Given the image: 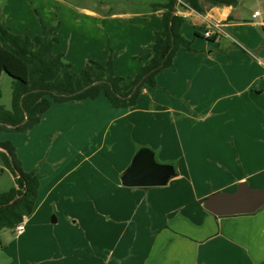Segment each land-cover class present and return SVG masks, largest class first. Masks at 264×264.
Here are the masks:
<instances>
[{
  "label": "crops",
  "instance_id": "1",
  "mask_svg": "<svg viewBox=\"0 0 264 264\" xmlns=\"http://www.w3.org/2000/svg\"><path fill=\"white\" fill-rule=\"evenodd\" d=\"M204 4L205 13L176 6L194 50L181 48L173 66L157 75L158 87L144 88L135 106L115 107L104 95L53 103L23 134V146L13 139L24 169L36 170L40 188L24 231L15 237L7 233L14 235V229L0 232L11 264H264V206L216 215L204 205L210 194L235 191L242 182L264 186V35L257 31L264 28V14L245 16L246 0ZM78 10L75 17L82 12L98 20L93 30L99 35L71 28L57 11L44 18L34 0H0V21L31 37L42 35L43 25L52 28L59 38L55 51L71 65L77 60L73 49L78 56L91 50L78 71L90 59L106 63L110 45L116 72L120 64L127 69L122 75L134 78L163 27L164 8ZM202 15L226 23L244 46L203 36ZM119 18L130 23L127 29ZM71 29L74 42L63 43ZM143 146L154 149L159 161L176 164L177 175L166 185L122 183Z\"/></svg>",
  "mask_w": 264,
  "mask_h": 264
},
{
  "label": "trees",
  "instance_id": "2",
  "mask_svg": "<svg viewBox=\"0 0 264 264\" xmlns=\"http://www.w3.org/2000/svg\"><path fill=\"white\" fill-rule=\"evenodd\" d=\"M182 1L202 13L206 12L204 1L212 5L239 4V0ZM177 4L178 0L154 4L156 9L164 8L163 27L149 48L146 63L130 80L117 74L112 57L106 63L90 59L84 68L75 71L64 60V53L55 51L59 38L46 25L42 35L31 37L11 31L0 21V98L2 74L7 72L13 78L12 108L0 106V133L32 129L54 102L97 99L104 95L115 107L135 106L144 88L158 87L157 75L173 66L181 48L194 50L192 40L182 33L186 17L176 13ZM0 157L15 176V184L0 192L1 232L4 228L14 229L33 213L40 178L36 170L24 169L11 140L0 138Z\"/></svg>",
  "mask_w": 264,
  "mask_h": 264
},
{
  "label": "rangeland",
  "instance_id": "3",
  "mask_svg": "<svg viewBox=\"0 0 264 264\" xmlns=\"http://www.w3.org/2000/svg\"><path fill=\"white\" fill-rule=\"evenodd\" d=\"M247 1V5L245 6L243 10V13L245 16H247L248 18L251 17L252 13H254L256 10H259L260 12H262L264 14V0H246ZM157 2H163V0H34L35 5L38 6L41 15L44 18H47V15L51 12H58V13H62L65 18V23L68 25H70V27L72 28V26H76L77 29H80L81 31H85V34L87 33L88 30L91 31V34L93 36L97 35L98 33H95V31L93 30V27L98 24V20L93 19L91 17H89L88 15L86 16L85 14H83L82 12H79L78 17H75L78 8H90V9H94V10H100V9H107L111 12H119V13H137V12H145V11H149V10H154V4ZM78 4V5H77ZM81 6V7H79ZM77 8V9H76ZM79 11V10H78ZM119 26H121L122 28L124 27V29H127L128 24L125 18H119V21L117 22ZM76 24H81L80 26H77ZM258 33L264 35V28L259 26L257 28ZM202 32L204 33V29L201 28ZM74 30L71 29V31H66V37H65V41H63V43H72L74 42L75 38H74ZM99 35V34H98ZM123 35L127 36V32L125 31L123 33ZM204 36V35H203ZM74 39L71 41V39ZM92 47V46H91ZM74 48V47H73ZM93 48V47H92ZM107 50V54L110 57L114 58V56H116V51L115 49H113L112 46H108L106 48ZM73 53H75V58L76 63L72 65V69H75V71H78L79 66V60L82 57L87 58L88 54H91V50L90 51H86L85 53H81V57L78 56L79 53V49L75 48L73 49ZM83 51V50H82ZM81 51V52H82ZM86 54V55H85ZM93 54V53H92ZM126 53L124 54H120L118 55V57L120 59H125L126 58ZM262 56V55H261ZM90 57V56H88ZM88 59H85V62ZM83 63V61L81 62V64ZM86 64V63H85ZM83 66V65H82ZM86 66V65H84ZM119 68L117 71V74H123L121 73L122 70H127L126 66H121L120 64L118 65ZM81 68V67H80ZM134 69V66H130L128 65V72L131 73ZM127 73V71H124ZM133 74V73H131ZM1 89H2V97L0 98V106H4L7 109H11L12 108V103H13V78L7 73L4 72L2 74V78H1ZM104 97V99L109 100L107 97ZM73 101V100H70ZM67 101V102H70ZM75 101V100H74ZM110 102V101H109ZM65 103V102H64ZM111 104V103H110ZM53 107H59L57 102H54ZM112 105V104H111ZM31 130V129H30ZM29 130L26 131H3L0 133V138L2 140H11L14 143V140H16V142L20 145L23 146V144L25 143L24 140V136L23 134L26 132H28ZM22 135V136H21ZM45 155L43 156V159L45 158ZM43 160H40L38 162V164L40 165L42 163ZM5 167L1 157H0V192L8 190L12 185H13V181H12V176H11V170H7V171H3L2 168ZM9 233L11 236L18 235L19 233L15 232L14 235L12 234V232H7ZM7 233L4 235V237L7 238ZM3 240L0 239V264H11L14 260L13 256H11V254L9 252H6L5 249L3 248Z\"/></svg>",
  "mask_w": 264,
  "mask_h": 264
},
{
  "label": "water",
  "instance_id": "4",
  "mask_svg": "<svg viewBox=\"0 0 264 264\" xmlns=\"http://www.w3.org/2000/svg\"><path fill=\"white\" fill-rule=\"evenodd\" d=\"M176 175L174 162L159 161L154 149L143 146L138 149L121 181L130 187L163 186ZM204 205L216 215L253 213L264 206V186L253 188L242 182L235 191H216L210 194L204 199Z\"/></svg>",
  "mask_w": 264,
  "mask_h": 264
},
{
  "label": "built area",
  "instance_id": "5",
  "mask_svg": "<svg viewBox=\"0 0 264 264\" xmlns=\"http://www.w3.org/2000/svg\"><path fill=\"white\" fill-rule=\"evenodd\" d=\"M177 5H182L188 9H192V10H196L194 8H192L191 6H189V4H187L186 2L182 1V0H178V4ZM197 11V10H196ZM261 13L260 11H256L254 16H259ZM205 19V27H204V36L207 38H219V37H228L232 40H234L235 42H237L239 45L244 46L240 41H238L231 33L230 31L227 29V24L224 23L221 20H217L213 17L207 16V15H202ZM25 229V221L18 224L14 230L17 233H21L23 232Z\"/></svg>",
  "mask_w": 264,
  "mask_h": 264
}]
</instances>
